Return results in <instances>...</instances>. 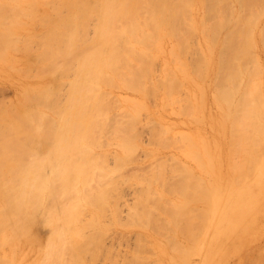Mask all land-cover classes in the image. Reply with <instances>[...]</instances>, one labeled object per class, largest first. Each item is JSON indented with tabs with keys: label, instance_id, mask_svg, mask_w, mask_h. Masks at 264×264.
Returning a JSON list of instances; mask_svg holds the SVG:
<instances>
[{
	"label": "bare ground",
	"instance_id": "6f19581e",
	"mask_svg": "<svg viewBox=\"0 0 264 264\" xmlns=\"http://www.w3.org/2000/svg\"><path fill=\"white\" fill-rule=\"evenodd\" d=\"M26 23L42 30L25 35ZM20 52L22 72L38 70L43 84L17 103L0 101V264H18L32 240L43 245L34 263L111 262L105 240L115 226L128 228L112 196L121 176L143 185L130 210L142 231L129 264H191L213 196H232L231 186L253 175L250 163H263L215 171L222 140L240 133L264 154V0H0V67L16 68ZM119 88L136 97L116 100ZM152 97L196 128L152 117ZM141 123L154 145L178 150L171 164L145 148L159 158L130 171L144 147ZM113 145L122 151L110 166ZM39 225L49 230L43 244Z\"/></svg>",
	"mask_w": 264,
	"mask_h": 264
},
{
	"label": "rangeland",
	"instance_id": "374dc122",
	"mask_svg": "<svg viewBox=\"0 0 264 264\" xmlns=\"http://www.w3.org/2000/svg\"><path fill=\"white\" fill-rule=\"evenodd\" d=\"M42 2L43 1L38 4L41 5L38 7L41 10L37 8V10H35H40V12L44 14V9L45 11H47L49 7L45 6ZM23 19L25 21L26 16H23ZM25 27V35L34 34L42 30V26H38V28H36L30 23H26ZM229 31V27L224 28L222 34H225ZM196 41H199V38ZM165 47L167 48V52L172 50L171 43L166 44ZM15 57L19 59V61L15 63L16 68H8L6 70V68L0 67V75L3 73V75L0 76V101L6 100L8 102L12 101L14 103H17L19 102L22 94L25 92V89L28 88V86L31 85L35 88H38L43 84V80L40 79L41 76H32L33 72L36 71L34 70V68V71L32 70L33 72L31 70V72L25 71V74L23 73L24 70L22 72V67L26 63L24 62L26 58L24 52L16 54ZM165 57L166 54H162L160 56V59L164 60ZM33 66L35 68L38 67L37 64H34ZM37 73L34 74L36 75ZM48 79L45 78L47 83ZM114 92V95L118 96L117 98H115L116 100L121 98V96L132 98V100L136 97L135 92L123 88L116 89ZM124 97H122V99ZM152 99H154V101H149L147 104V110H149L152 117H164L166 124L168 123L169 125H174L176 127V130L179 129L180 131L188 132L189 130H194L196 128L197 125L189 123V114L188 117L186 115H182L177 109L178 106L175 107L170 105V103H164L160 99H158V101H155V97H152L151 100ZM211 108H213V104H210L209 109ZM213 110H216V108H213ZM144 115H146V113ZM142 119H145L143 120L144 123L142 122L145 125L146 119L148 120V118H146L145 116L142 117ZM142 123V127L141 125L139 126V133L142 136L141 141L143 140L144 147L137 152L136 157H138L137 159L140 161L136 160L134 165L131 166L130 171L136 172L138 170L147 169V166L151 164L150 162L154 161L153 158H159L154 153L153 155L149 156L144 151L145 148L148 149V151L159 149L163 152V156L165 154H169L167 156V159L171 164V155H178V150L176 151V149H166L161 145L158 147V145L155 143L157 145L156 147V145L153 144V140H151L152 127H149L148 129V127H146L148 125L143 126ZM211 140L219 142L214 138H211ZM255 141L256 140L253 139L251 135H241V133L237 136V139L234 140V142L227 139L222 140V145L225 151L220 152V154L218 155V157L222 158H219L220 161L217 164V168L215 170L216 173L224 171L223 169L226 170L230 164L236 163L240 167L244 161L250 159L262 158L263 163H250L252 167L256 165V167L250 170L253 171V175L245 179L243 183L241 182L237 186H231L235 189V192L232 196H226L225 198L220 199V201H216L214 197L215 195L213 196L212 200L207 205V209L209 211L208 218L210 220V223L209 225H207L206 223L200 233V236H202L198 245L200 252H195L190 256L191 264H264V154L256 151V149H259L261 145L255 144ZM152 144L154 147H152ZM230 146L232 147L231 156L223 158V156H225L226 154L227 148ZM109 150L111 154L107 156L108 158L106 159V162L110 166H114L116 163L115 154L117 151L122 150H120L118 146L114 145L111 146ZM140 163L141 165H143L141 167L142 169H140L138 166L137 167L139 169H137V167L134 168V166L140 165ZM191 163L192 162L188 160V164ZM120 178L122 182L120 183V186L112 192V196L115 197L116 202L121 210V219L124 223L128 224V228H124L123 226H115V228L112 229L115 232L111 230L112 232L110 231V236L107 235L108 237L105 240V243L106 246L111 251H113L114 256L113 260L106 264H110L112 262L113 264H129L133 261L134 254L140 248L139 232L142 230L137 226L131 225L129 220L131 218L130 210L132 206H134L138 202V199L142 195L143 185L141 186V183L138 180L125 181L124 176H121ZM223 193L225 194V192ZM43 228L44 229H42V226L40 228H37L39 234L34 235L38 239H40L41 237L40 240L45 239L44 241H42V244L45 243L49 233V230L47 228ZM37 229L35 230V233L37 232ZM32 241L22 245L21 251L23 252V254L18 257V264L40 263V260L36 263L34 262L35 260L37 261L39 259V253L43 248V245L41 246L40 243ZM185 243L188 245V241H185ZM38 244H40V247H38ZM37 249H39L40 251ZM146 250L149 254V249ZM143 251H145L144 248ZM142 253L145 254V252ZM87 258L89 259L90 257ZM91 263L89 262V264ZM104 263V260H100V264ZM146 264L150 263L147 262Z\"/></svg>",
	"mask_w": 264,
	"mask_h": 264
}]
</instances>
